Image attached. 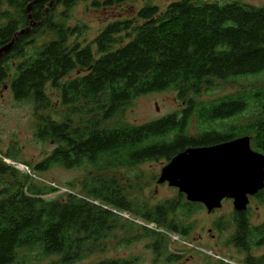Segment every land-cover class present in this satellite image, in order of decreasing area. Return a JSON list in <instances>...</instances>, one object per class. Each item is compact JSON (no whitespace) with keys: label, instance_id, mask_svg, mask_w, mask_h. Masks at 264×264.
<instances>
[{"label":"trees","instance_id":"obj_1","mask_svg":"<svg viewBox=\"0 0 264 264\" xmlns=\"http://www.w3.org/2000/svg\"><path fill=\"white\" fill-rule=\"evenodd\" d=\"M34 1L0 0V49L29 27L27 8ZM79 1L112 8L136 0H43L31 10L34 28L20 35L0 59V89L7 84L16 102L33 106L34 137L55 146L33 167L34 177L5 162L19 163L18 151L0 152V264H16L23 250L58 258L53 264H76L105 253L107 242L118 241L120 231L143 233L125 246L144 238L155 241L149 246L153 252L165 251L168 246L160 233L113 211L184 238L191 227L175 220L168 224L169 217L180 211L187 219L203 206L133 203L104 173L169 163L190 148L241 137H250L252 149L264 155V87L218 100L200 99L219 82L264 74V7L170 0L164 11L146 5L135 18L109 23L94 41L82 44L88 28L66 24L68 12ZM60 7L64 13H58ZM48 88L63 108L62 115L55 112L57 118L49 114L53 108ZM168 92L184 104L179 113L141 126L114 123L137 99ZM245 115V123H232ZM87 167L91 170L82 183V197L66 193L48 199L60 188L37 179L55 168ZM245 225L241 228L248 229ZM176 261L169 255L167 262ZM244 264L261 263L248 256Z\"/></svg>","mask_w":264,"mask_h":264},{"label":"rangeland","instance_id":"obj_2","mask_svg":"<svg viewBox=\"0 0 264 264\" xmlns=\"http://www.w3.org/2000/svg\"><path fill=\"white\" fill-rule=\"evenodd\" d=\"M235 1L254 7H264V0H200V2L219 4ZM170 2V0H136L118 7L96 8L90 2L79 1L68 12L69 19L66 24L69 27L86 26L88 31L80 39V43L89 44L109 23L133 19L146 5L158 7L161 11H164ZM52 4L55 5L54 2ZM64 11V8L60 7L58 13L61 14ZM3 24L4 21L0 20V27ZM40 40V42L43 41ZM259 87H264V74L247 80H237L229 83L219 82L211 91L204 93L200 99L203 101L218 100L243 89L252 91L254 88ZM48 96L53 108V111L49 114L54 118L56 117L55 112L62 115L63 108L57 94L48 88ZM183 106L184 104L178 101L174 92L152 94L134 101L120 117L114 120V123L122 122L133 126H141L179 113ZM245 119H247V115L237 119V121L234 120L232 123L240 125L243 122L245 123ZM36 126L37 120L33 106L28 102H16L8 85L5 84L0 89V152L6 154L9 150L18 151L19 163L10 160H5V162L33 177L34 175L31 173L33 167L52 153L55 148L51 142L42 143L34 137ZM168 164L165 161L150 162L132 169H121L103 175L106 179L116 180L133 203H147L154 207L164 203L185 204L187 203L186 197L181 198L178 189L169 187L167 183L158 184L161 172ZM88 169L91 170L88 167L72 170L55 168L45 174L37 175L38 178H36L38 181L60 188L58 194L49 195L46 197L48 199L66 193L82 197V183L88 176ZM94 204L99 205L96 202ZM113 212L138 226L148 227L160 233L162 241L168 246L166 250L160 253L153 252L149 246L155 244V241L144 238H141L137 243L125 246L124 243L130 241L135 235L140 236L143 233L140 230H136L134 233L120 231L116 234L119 238L118 241L111 240L107 242L105 253H97L76 264H97L110 259H126L135 261V264H216L219 262L218 260L227 264H244L246 260L244 255L229 245L228 239L232 229V209L227 204L216 214H209L203 206V208L195 209L187 219L181 217L180 211L176 216L169 217L168 224L175 220L174 222L177 225L180 224L186 228L191 227L190 234L184 238L167 230L157 229L154 225L147 226L128 213ZM251 213L256 221H260V218H257L255 206L251 208ZM220 223L222 226H220ZM119 241L124 245H119ZM169 255L175 257L177 261L167 262ZM56 261H58L56 257H45L35 250H23L16 264H53Z\"/></svg>","mask_w":264,"mask_h":264},{"label":"water","instance_id":"obj_3","mask_svg":"<svg viewBox=\"0 0 264 264\" xmlns=\"http://www.w3.org/2000/svg\"><path fill=\"white\" fill-rule=\"evenodd\" d=\"M41 1L28 6L29 27L0 49V59L10 53L20 35L34 28L31 10ZM166 183L185 195L187 202L204 206L209 214L220 210L224 200H232L236 211H246L249 198L264 189V155L252 149L250 137L212 147L190 148L162 170L158 184Z\"/></svg>","mask_w":264,"mask_h":264},{"label":"flooded vegetation","instance_id":"obj_4","mask_svg":"<svg viewBox=\"0 0 264 264\" xmlns=\"http://www.w3.org/2000/svg\"><path fill=\"white\" fill-rule=\"evenodd\" d=\"M181 196L185 198V195L181 194ZM225 204L232 209V229L228 239L230 247L244 255L245 259L249 256L264 264V189L256 196L249 198V205L246 211H236L232 200H224L222 208ZM253 206H255L257 218H260V221H256V218L251 213ZM218 211L216 210L211 214H216ZM242 224H246L245 226L249 228L245 229L244 227L242 229ZM220 226H222L221 223ZM217 229L219 231V228ZM218 261L216 264L221 262L220 260Z\"/></svg>","mask_w":264,"mask_h":264}]
</instances>
